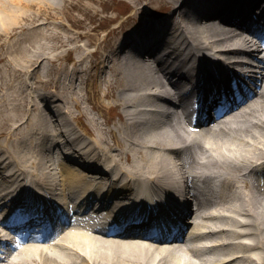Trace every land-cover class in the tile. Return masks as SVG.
<instances>
[{
    "label": "bare ground",
    "instance_id": "6f19581e",
    "mask_svg": "<svg viewBox=\"0 0 264 264\" xmlns=\"http://www.w3.org/2000/svg\"><path fill=\"white\" fill-rule=\"evenodd\" d=\"M91 1L93 3H86L85 0H0L2 185H21V182L28 180L44 190L45 198L62 190L61 197L66 199L67 189L81 187V183L90 185V188L96 184L88 174L91 172L85 167L80 170V163L75 162L80 155L92 162L88 168L97 175L100 171L106 172L101 170V164L113 167L114 170L109 172L112 171L114 180L122 182L123 178L127 179L126 183L130 184L129 190L132 193L131 185L137 186L139 181L151 185L171 183L173 162H169L167 166L168 160L174 158L176 161L175 154L180 153V147L177 149L172 145L186 143V127L189 125L179 120L175 123L178 104L164 97L165 78L181 74L186 67L189 70L192 68L191 72L194 73V61L205 65V60H210L214 55L227 61L229 67L221 61L218 62L220 74L217 79H205L207 84L210 83L209 87L219 89L223 76L234 77L236 69L247 70L250 77L254 75L252 71L259 48L256 49L253 44L244 45L238 39L237 42L243 49L226 52V46L219 38L225 32L223 26L206 30V34L202 35V42H198L194 32L188 33L190 45L187 51L179 46L178 48L174 39V51L169 57L173 64L166 61L161 66L160 63L163 62L150 59L145 64L130 69L119 61L124 48L136 44L138 50L150 55L161 46V40L156 41V37L172 36L174 33L179 36L178 30L182 24L174 20L178 17L183 22L190 7L187 0H150L149 3H153L155 8L167 10L169 18L176 26L170 33L168 20L162 23L154 21L137 28L136 38H132L131 33L126 38H121V35L130 28V24L137 25L131 15L137 14L136 7L145 0H119L124 3L125 8L132 11L122 21L121 13L115 14L116 6L113 7L109 0ZM249 1L193 0L192 4L204 17L221 15L230 20L229 22L246 25L248 17L242 4L252 7L253 0ZM75 11L78 15L82 14L80 18L76 17L75 27L71 25L80 30L76 34L68 26L70 18L67 17L74 15ZM111 11L113 16L110 15ZM113 24L117 26L112 28ZM101 32H105V35ZM79 38H88L89 43L97 47L88 60L85 58L90 54L82 53L86 47L78 44ZM215 38L225 52H211L210 46L215 43ZM44 50H62L64 53H55L54 59L45 56L46 52L42 54ZM233 54L241 55L246 60H235L231 64L229 60H232L230 55L234 56ZM179 59L183 61L181 65ZM214 60L213 58L210 61ZM67 64L73 66L76 77H81L80 84H75L69 76ZM244 74L245 72H241L242 76L236 75L244 78ZM262 78L261 90L256 95L257 101L246 110L240 111L239 115L222 122L221 125L219 123L216 129H211L205 136L200 137L199 145L196 143L200 154H190V160L195 165L202 164L212 168V165L218 164L222 168H231L232 173H224L221 200L223 220L231 226L223 228L224 240L253 241L237 244L222 241L220 247L227 245V254L220 257L219 263L214 264H264V199L260 189L248 180L256 170H264L255 164L256 160L264 159V72ZM120 82L125 88L117 90L116 94V89L121 86ZM93 85L102 87L100 91L98 87L92 90L90 87ZM48 89H51V93L45 94ZM39 92L44 96L48 95L52 101L41 98ZM127 92L129 95L125 94ZM96 94L103 98L101 104L93 103ZM84 103L90 107L85 108ZM119 108L124 110L119 113L121 124L107 128L114 116L111 111ZM104 109L110 112H101ZM129 109L132 112H128ZM98 117H104L106 121L103 123ZM162 124L170 126L173 133L161 132ZM77 132L89 137L84 138L89 142L79 146L81 136ZM49 141L53 142L54 150L61 152V156L67 154L62 151V147L72 150L69 153L75 157V161L72 158L62 159L57 167L54 166L52 160L47 158ZM94 150L97 152L94 153ZM123 162L124 169H121ZM7 170L11 171L5 174ZM65 185L68 187L65 188ZM162 187V184L157 185L158 189ZM19 193L27 200L26 205L35 206L40 202V196L30 189L19 190ZM10 194L4 188L0 191V197H8ZM169 197L166 194V198ZM204 215L200 214L202 220L211 217L207 214L203 217ZM193 217H196L194 211ZM67 237L71 238L67 240V245L64 241L52 250L44 245L26 246L18 255V260L14 261L17 258L15 257L11 264H193L190 260L177 258H169L165 263L163 260H156L152 256L153 251L143 245L131 247L141 253L138 255L127 254L123 251L127 248L126 245L118 243L117 250L121 251L117 254L116 249L98 246V242L102 241L86 233L67 234Z\"/></svg>",
    "mask_w": 264,
    "mask_h": 264
},
{
    "label": "rangeland",
    "instance_id": "374dc122",
    "mask_svg": "<svg viewBox=\"0 0 264 264\" xmlns=\"http://www.w3.org/2000/svg\"><path fill=\"white\" fill-rule=\"evenodd\" d=\"M111 3H113L112 5H113V7H115L116 6V11L117 12H115V14L117 15L118 13H121V16H120V20L122 21V19H124V18H126L127 16H129V15H131V14H129V15H127V13H128V11H129V9H127V8H125V6H124V3L123 2H121V1H119V0H109ZM148 0H145L142 4H141V6H143V4L144 3H146ZM85 2L87 3V2H91V3H93L91 0H85ZM127 3L125 2V5H126ZM150 6H153V3H151V5H149V6H147L149 9H151V7ZM146 7V8H147ZM154 9H151L150 11H153ZM141 14H142V11H141ZM82 14L80 13V15H78V12L77 11H75V13H74V15H72V16H67V17H69L70 18V20H69V22H68V26L71 28V31H73V33H76V32H79L80 30H78L77 28H74L75 27V21H76V17H78V18H80V16H81ZM110 15L111 16H113L114 15V13H113V11H111V13H110ZM74 26V27H72V26ZM115 26V25H114ZM113 25H111V27L113 28L114 27ZM117 26V25H116ZM103 33H105V32H101V34H103ZM78 43L82 46V45H85V43L87 44H89L90 45V43H89V40H88V38L87 39H82V38H79V40H78ZM44 52H46L45 53V56H48V57H53L54 59L56 58V56H55V53H58V52H61L62 54L64 53V52H62V50H58V51H55V52H50V51H46V50H44L43 52H42V54L44 53ZM52 58V59H53ZM67 66V69L70 67L68 64L66 65ZM73 67V66H72ZM68 74H69V76L71 75L72 76V79H75L76 78V76L73 74V69H72V71L71 70H69L68 69ZM78 77V76H77ZM56 156H57V158H60L61 156H59V153H57L56 154Z\"/></svg>",
    "mask_w": 264,
    "mask_h": 264
}]
</instances>
